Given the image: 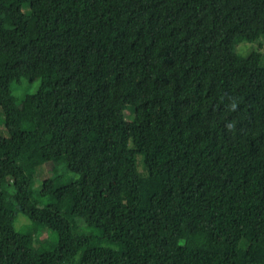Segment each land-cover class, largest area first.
<instances>
[{"label": "trees", "instance_id": "1", "mask_svg": "<svg viewBox=\"0 0 264 264\" xmlns=\"http://www.w3.org/2000/svg\"><path fill=\"white\" fill-rule=\"evenodd\" d=\"M263 12L0 0V264H264L263 54L235 51ZM35 79L17 102L11 83ZM60 158L77 178L31 199ZM18 212L55 243L16 242Z\"/></svg>", "mask_w": 264, "mask_h": 264}, {"label": "rangeland", "instance_id": "2", "mask_svg": "<svg viewBox=\"0 0 264 264\" xmlns=\"http://www.w3.org/2000/svg\"><path fill=\"white\" fill-rule=\"evenodd\" d=\"M257 29L259 30L260 36L256 41H241L235 45V51L241 56H247L251 51L259 50L263 54L261 64L264 65V12L261 14L258 22ZM39 85V79H35L31 83L23 81L21 84L12 82L10 85L11 93L16 97L17 102H19L27 93L34 92ZM127 114L133 113L132 107H125ZM140 156L136 158V166L140 172L144 171L143 164ZM53 176L59 185H67L77 178V175L73 172H70L65 162L62 158L50 161L45 165V172H41L39 168L36 170L34 179L31 183L30 198L34 199L38 196V191L41 188V182L43 178ZM73 224L80 227L78 221H75ZM14 228L17 235L15 236V241L24 245H27L30 236L29 233L32 232L33 236L44 240L46 248L49 249V246L53 245L56 241V235L47 228H43L34 224L22 213H16ZM71 264H76L75 262Z\"/></svg>", "mask_w": 264, "mask_h": 264}]
</instances>
